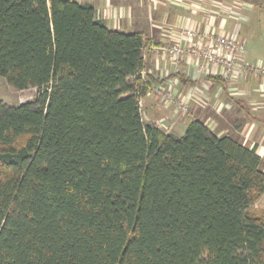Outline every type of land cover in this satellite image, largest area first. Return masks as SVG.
Masks as SVG:
<instances>
[{"label":"trees","instance_id":"obj_1","mask_svg":"<svg viewBox=\"0 0 264 264\" xmlns=\"http://www.w3.org/2000/svg\"><path fill=\"white\" fill-rule=\"evenodd\" d=\"M142 33L91 4L0 0V264H264L263 159L143 119ZM220 79V78H219Z\"/></svg>","mask_w":264,"mask_h":264},{"label":"crops","instance_id":"obj_2","mask_svg":"<svg viewBox=\"0 0 264 264\" xmlns=\"http://www.w3.org/2000/svg\"><path fill=\"white\" fill-rule=\"evenodd\" d=\"M74 1L91 4L95 8L96 18L109 30L144 34L147 45L144 50L145 70L142 75L156 80L150 90L159 86L170 87L176 99L189 108L187 115H181L176 105H171L154 95L147 96L144 98L143 108V119L146 123L156 124L162 131L180 137L183 134L179 131L184 126L187 127L192 118H196L221 136L224 135L223 130L215 131L219 127L218 118H233L227 121L234 123V132L241 135L242 142L238 141L250 148L257 147V152L263 159L264 171V132L258 133L254 139L248 137L255 127L263 125L264 77L254 74L252 80L247 81L248 85L239 88L231 85L235 80H226L217 70H209L204 60L199 61L188 54L176 60L164 56L159 51L160 47L174 44L203 46L211 36L222 35L244 44V63L260 64L264 67V59L255 57L246 49L251 31L264 22V0ZM187 29H194L196 32L190 42L184 39V31ZM242 77L244 75L238 79L241 80ZM254 78H260L262 82L257 85L258 82ZM199 89L206 94L205 102L201 101L200 95L189 97L193 91L203 93ZM227 93L234 99L227 102L223 98ZM236 93L240 94V98L235 96ZM256 93L262 95L263 99H255L252 95ZM205 105H212L214 111L206 112L207 109L203 107ZM251 113L253 117L248 116ZM233 116L240 118L241 124L236 123ZM245 118L252 123L247 122ZM161 123L164 126L172 124L173 128L166 131L165 127H161ZM239 125L241 126L238 127ZM257 139L258 143L255 141Z\"/></svg>","mask_w":264,"mask_h":264},{"label":"built area","instance_id":"obj_3","mask_svg":"<svg viewBox=\"0 0 264 264\" xmlns=\"http://www.w3.org/2000/svg\"><path fill=\"white\" fill-rule=\"evenodd\" d=\"M196 36L194 29L184 31V39L190 42ZM159 51L164 56H170L179 59L182 55H191L197 60L204 62L214 71H218L226 80H237L240 76L247 72L262 75L264 77V67L258 65H248L243 62L244 44L234 38H228L222 35H213L203 46L174 44L163 46ZM157 96L161 100L171 105H176L180 111L186 113L188 107L175 97L174 91L170 87L159 86L149 90L147 96ZM145 98V97H144ZM144 98L139 100L141 111L144 108Z\"/></svg>","mask_w":264,"mask_h":264},{"label":"rangeland","instance_id":"obj_4","mask_svg":"<svg viewBox=\"0 0 264 264\" xmlns=\"http://www.w3.org/2000/svg\"><path fill=\"white\" fill-rule=\"evenodd\" d=\"M246 49L248 51L252 52L255 57H260V58H263L264 59V22L260 26H258L257 28H255V29H253L251 31L250 37H249V39L247 41ZM208 69L210 70L211 67L208 66ZM254 74L255 73H253L251 71L250 72H247V73L244 74V77L240 78L241 80L238 79V80L232 81L231 83H233V84H231V85L237 86L239 88H241V86L248 85L247 84V81L248 80L249 81L252 80V75H254ZM256 75H259V74H256ZM254 80L258 82L257 85L260 84V82H262V80L260 78H258V79L257 78H254ZM241 81H244V82L243 83H240ZM235 82H238V83H235ZM222 85L224 86L226 84H222ZM37 91H38V89H36V88H29V89L23 90V91L16 90L13 87H11L3 77L0 76V101L3 102V103H5V104H7V105H9V106H18L20 104H23V103H26L28 101L33 100L34 97L36 96ZM200 91L203 92V93H200V92L199 93H196V92L193 91V93L189 97L192 98L194 96L200 95L201 98H202L201 101L205 102L204 96H206V94L204 93V91H202V90H200ZM235 96L240 98V94L237 95V93H236ZM252 96H254L255 99H261L263 97L259 93H256L255 95L253 94ZM223 98L227 102H229L232 99H234L233 96H231L228 93ZM211 106H206L205 105L203 107L205 109H207L206 112L209 111V112L212 113V111H214V110L212 109ZM188 112H189V108H188V111L186 113H184L183 111H181V113H182L181 115H187ZM248 116L253 117L252 116V113H251V115H248ZM143 118H145V116H143ZM175 119H176V117H175ZM218 119H219V127L215 131L219 132V130H223L224 135H229V136L235 137L237 140H239V141L242 142L241 135H239L238 133L234 132L235 129H236V128L233 127V124L234 123H231V121H227V120H232L233 118H230V117L228 118L227 117L226 119H224V118L221 117V118H218ZM245 119H246L247 122H250V124L252 123L251 120L248 121L247 118H245ZM242 121L245 123V120L244 119H242ZM262 121H263L262 122L263 125H260L258 127H255L254 128V131L251 133V135L250 134L249 135L247 134L249 138L254 139V137L257 136L258 133L260 134V133H263L264 132V120H262ZM236 123H240L241 124V119L240 118L239 119L237 118L236 119ZM230 126H232V127H230ZM240 126L241 125H239L238 127H240ZM161 127H165V130L166 131H170V129L173 128V125L170 124L168 126H164V124L161 123ZM186 129H187V127L184 126L179 132L181 134H184L185 131H186ZM248 131H249V129H248ZM263 135L264 134H262V136ZM221 136H223V135H221ZM255 141L257 142L258 139L255 140ZM262 142L264 143V141H262ZM257 205L260 208L264 209V195L261 198V200L258 202Z\"/></svg>","mask_w":264,"mask_h":264}]
</instances>
